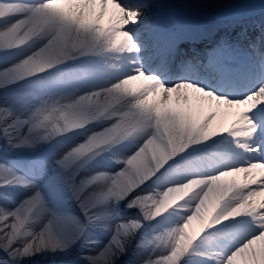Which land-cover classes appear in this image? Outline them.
Here are the masks:
<instances>
[{
	"label": "snow or ice",
	"instance_id": "snow-or-ice-1",
	"mask_svg": "<svg viewBox=\"0 0 264 264\" xmlns=\"http://www.w3.org/2000/svg\"><path fill=\"white\" fill-rule=\"evenodd\" d=\"M46 253L264 264V0H0V264Z\"/></svg>",
	"mask_w": 264,
	"mask_h": 264
},
{
	"label": "rangeland",
	"instance_id": "rangeland-1",
	"mask_svg": "<svg viewBox=\"0 0 264 264\" xmlns=\"http://www.w3.org/2000/svg\"><path fill=\"white\" fill-rule=\"evenodd\" d=\"M62 260L63 259H61V256H60V258L59 257L53 258V256L52 257L49 256V259H45L41 262H30L28 264H62Z\"/></svg>",
	"mask_w": 264,
	"mask_h": 264
},
{
	"label": "bare ground",
	"instance_id": "bare-ground-1",
	"mask_svg": "<svg viewBox=\"0 0 264 264\" xmlns=\"http://www.w3.org/2000/svg\"><path fill=\"white\" fill-rule=\"evenodd\" d=\"M201 45H199V46H197V47H200ZM49 256H53V258H55V257H59L60 258V255H57V254H55V253H46V254H43V255H39V256H37L36 258H35V260L34 261H29L28 263H30V262H41V261H43V260H45V259H49ZM52 259V258H51ZM61 259H63V257L61 256Z\"/></svg>",
	"mask_w": 264,
	"mask_h": 264
}]
</instances>
